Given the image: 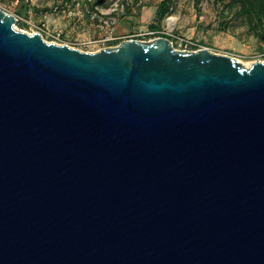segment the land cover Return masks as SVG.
<instances>
[{"label":"water","instance_id":"1","mask_svg":"<svg viewBox=\"0 0 264 264\" xmlns=\"http://www.w3.org/2000/svg\"><path fill=\"white\" fill-rule=\"evenodd\" d=\"M16 21L0 8V264H264V61Z\"/></svg>","mask_w":264,"mask_h":264},{"label":"rangeland","instance_id":"2","mask_svg":"<svg viewBox=\"0 0 264 264\" xmlns=\"http://www.w3.org/2000/svg\"><path fill=\"white\" fill-rule=\"evenodd\" d=\"M123 0H0V8L13 14L14 28L38 32L48 42L67 44L82 51L103 48L100 41L108 27L103 23L115 17V35L105 44L117 45L129 38L150 40L146 31L157 25V9L163 0H135L122 6ZM261 15V19L260 16ZM174 17L171 26L167 19ZM159 34H169L177 49L210 50L226 54L246 66L264 61L263 10L241 0H173L161 22ZM162 36V35H160ZM184 40L193 44L186 46Z\"/></svg>","mask_w":264,"mask_h":264},{"label":"built area","instance_id":"3","mask_svg":"<svg viewBox=\"0 0 264 264\" xmlns=\"http://www.w3.org/2000/svg\"><path fill=\"white\" fill-rule=\"evenodd\" d=\"M27 1H32V0H27ZM133 3H135V0H123L122 1V6H125V5H132ZM116 18L115 17H112V16H109L106 20L103 21V23L105 24L106 27H108L107 29V34L102 38L100 39L102 45H103V48H105V44H107L108 42L112 41V40H115L117 39L118 37L115 35V24H116ZM156 33H160V31L158 30H153V31H146L144 32L143 34L145 35H149L150 36V40L152 39H155L157 38L156 37ZM160 35L162 34H159L158 37H160ZM171 36V35H170ZM172 38V36H171ZM170 39V38H169ZM141 40V39H140ZM184 44L186 46H188L189 44H193V42L189 41V40H184ZM56 43V42H55ZM59 44V43H58ZM102 49V48H101ZM100 50V49H99ZM181 50H189L188 48H184V49H181ZM190 50H197V49H190Z\"/></svg>","mask_w":264,"mask_h":264},{"label":"trees","instance_id":"4","mask_svg":"<svg viewBox=\"0 0 264 264\" xmlns=\"http://www.w3.org/2000/svg\"><path fill=\"white\" fill-rule=\"evenodd\" d=\"M244 5L245 4H250L252 5L254 8H258L263 10L264 13V0H241ZM173 2V0H163L160 5L158 6L157 9V14H156V19H157V25H152L151 28H154V30H158L161 22L163 21V19L166 17V15L169 13L170 8H171V3ZM260 19H261V15L259 14ZM159 31V30H158ZM162 36L168 37L171 39V36L169 34H162ZM264 38V36H263Z\"/></svg>","mask_w":264,"mask_h":264},{"label":"bare ground","instance_id":"5","mask_svg":"<svg viewBox=\"0 0 264 264\" xmlns=\"http://www.w3.org/2000/svg\"><path fill=\"white\" fill-rule=\"evenodd\" d=\"M167 21H168V23H169L171 26H173L174 21H175V18H174V17H169V18L167 19Z\"/></svg>","mask_w":264,"mask_h":264}]
</instances>
